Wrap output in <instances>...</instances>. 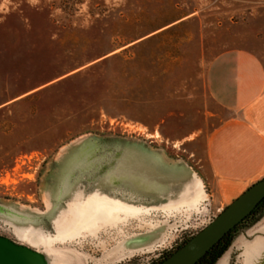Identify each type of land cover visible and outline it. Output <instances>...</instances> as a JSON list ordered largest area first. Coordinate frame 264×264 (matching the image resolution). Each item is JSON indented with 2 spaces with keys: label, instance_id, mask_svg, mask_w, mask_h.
Segmentation results:
<instances>
[{
  "label": "rangeland",
  "instance_id": "obj_1",
  "mask_svg": "<svg viewBox=\"0 0 264 264\" xmlns=\"http://www.w3.org/2000/svg\"><path fill=\"white\" fill-rule=\"evenodd\" d=\"M234 48L264 64V0H0V236L44 264H154L206 226L234 198L205 73ZM214 264H264V208Z\"/></svg>",
  "mask_w": 264,
  "mask_h": 264
},
{
  "label": "crops",
  "instance_id": "obj_2",
  "mask_svg": "<svg viewBox=\"0 0 264 264\" xmlns=\"http://www.w3.org/2000/svg\"><path fill=\"white\" fill-rule=\"evenodd\" d=\"M205 87L227 112L206 138V159L215 191L235 198L264 176V64L246 49L222 51L207 67Z\"/></svg>",
  "mask_w": 264,
  "mask_h": 264
},
{
  "label": "water",
  "instance_id": "obj_3",
  "mask_svg": "<svg viewBox=\"0 0 264 264\" xmlns=\"http://www.w3.org/2000/svg\"><path fill=\"white\" fill-rule=\"evenodd\" d=\"M264 199V176L226 205L206 226L158 264H195ZM0 264H43L41 255L0 236Z\"/></svg>",
  "mask_w": 264,
  "mask_h": 264
},
{
  "label": "trees",
  "instance_id": "obj_4",
  "mask_svg": "<svg viewBox=\"0 0 264 264\" xmlns=\"http://www.w3.org/2000/svg\"><path fill=\"white\" fill-rule=\"evenodd\" d=\"M261 208H264V199L261 201V203L258 205V207L255 210H253L247 217H245L240 223H238L233 229H231L226 235H224L219 240V242L216 243L213 247H211L195 264H214L215 260L223 254L226 246L228 245V241L230 240V237L232 236V233L236 231L237 227L240 224H242L245 220H247L249 217L254 215Z\"/></svg>",
  "mask_w": 264,
  "mask_h": 264
},
{
  "label": "bare ground",
  "instance_id": "obj_5",
  "mask_svg": "<svg viewBox=\"0 0 264 264\" xmlns=\"http://www.w3.org/2000/svg\"><path fill=\"white\" fill-rule=\"evenodd\" d=\"M200 188V187H199ZM94 201V200H91ZM90 203V202H89ZM95 205H96V209L97 210H106V212L108 214H110L112 211L114 210H122L118 204H116L113 201H106V200H102V201H94ZM91 204V203H90ZM93 204V203H92ZM96 212V210H94Z\"/></svg>",
  "mask_w": 264,
  "mask_h": 264
},
{
  "label": "flooded vegetation",
  "instance_id": "obj_6",
  "mask_svg": "<svg viewBox=\"0 0 264 264\" xmlns=\"http://www.w3.org/2000/svg\"><path fill=\"white\" fill-rule=\"evenodd\" d=\"M165 258H161V259L164 260ZM161 259H159L158 261H156V263H154V264H158L159 262H161L162 261ZM43 264H44V262H43Z\"/></svg>",
  "mask_w": 264,
  "mask_h": 264
}]
</instances>
